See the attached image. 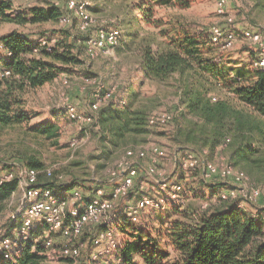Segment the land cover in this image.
I'll use <instances>...</instances> for the list:
<instances>
[{
    "label": "trees",
    "instance_id": "trees-1",
    "mask_svg": "<svg viewBox=\"0 0 264 264\" xmlns=\"http://www.w3.org/2000/svg\"><path fill=\"white\" fill-rule=\"evenodd\" d=\"M194 1L138 0L128 19L138 29L126 34L135 40L141 39L139 54L143 78L167 81L174 77L185 105L183 116L194 115L197 119L187 120L186 126L177 119L171 136L176 148L192 149L197 153L207 150L206 157L211 160L209 156L217 149L223 151L221 147L231 146L233 158L228 161L246 171L264 190V66L231 67L219 58L221 48L211 41L209 30H193L188 19L178 11L160 14V8L182 10L190 8ZM66 2L61 6L49 1L15 8L13 0H0V24L26 27L56 23L67 12ZM78 22V16L73 14L71 24L63 28V40L57 39L51 50L40 47L33 34L18 28L0 34L3 46L0 65L11 73L8 77H0V132L20 127L24 128V134L40 144L60 146L62 125L58 115L53 111L51 118L56 120L30 123L34 114L26 105V95L54 82L66 70V65L80 63L82 50L88 54L87 41L96 29L81 30ZM146 26L152 29L156 48L146 43L150 34L142 35L141 30ZM153 30H157L156 36ZM40 32L39 36H51ZM219 91L218 97L212 95ZM138 97L139 92H136L123 107L111 100L96 112L99 128L112 144H126L148 132L150 107L146 103L136 104ZM60 112L71 119L64 107ZM11 154L16 162L39 170V182L58 191V195L73 188L74 182L60 178L61 174L55 171L48 176L44 161L35 153L17 149ZM0 160L1 172L13 168V162ZM190 172H198L204 185L209 187L210 195L204 197L207 205L187 207V210L176 208L175 214L160 217L156 224L146 222L141 226L123 227L120 252L125 263L264 264V219L260 217L264 213L263 194L261 205L242 196L223 199L220 192L233 188L234 183L217 178L206 181L200 169ZM17 188L16 179L0 185V207ZM192 193L199 194L194 188ZM43 230L44 227L37 228L32 237L19 243L21 250L14 260L3 259L0 254V264H48L39 253ZM35 237L40 239L35 241Z\"/></svg>",
    "mask_w": 264,
    "mask_h": 264
},
{
    "label": "rangeland",
    "instance_id": "rangeland-1",
    "mask_svg": "<svg viewBox=\"0 0 264 264\" xmlns=\"http://www.w3.org/2000/svg\"><path fill=\"white\" fill-rule=\"evenodd\" d=\"M87 5V11L92 17L91 30L101 26H119L123 30V36L119 44L112 50L86 53L84 50L79 54L81 62L76 66L66 65V70L60 73L57 79L26 95V105L34 117L32 124L58 115V121L62 125L60 146L54 147L48 144H40L30 135L24 134V128H7L0 132V159L14 162L11 153L17 149L35 153L44 163L45 168L61 174L64 180L74 182L73 188H81L88 193L97 183L106 184L107 190L114 184L110 181L108 171L117 160L124 154L125 149H136L140 146L156 144L162 147L165 154L159 158V165L166 167L171 179L183 184L184 193L180 199L171 203L164 209H149L142 212L139 220L131 221L125 214V207L138 200L143 194L158 195L161 190L154 178L148 177L144 170L151 162V156L138 159L141 172L136 187L127 197L115 201V205L109 217L113 219L116 235L124 240L123 227L127 225L141 226L146 222L156 224L163 216L175 214L174 210L183 207H200L207 203L210 189L198 172H187L174 165V153L178 147L171 141L177 119L180 124L187 125V120H197L194 115L183 116L185 105L181 102L180 87L177 80L172 77L167 81H156L143 78L140 67L139 46L141 39H133L126 34L131 29H138L135 23L129 21L131 13L135 10L138 0H82ZM14 7L24 8L38 3H49L48 0H13ZM61 4L65 0H60ZM217 0H195L190 8L173 10L160 8V14L167 15L172 11H178L189 21L195 31H207L217 23H224L223 18L217 13ZM228 11L236 18L239 29L250 28L264 33V0H231ZM122 15H125L121 18ZM18 28L26 33L33 34L36 38L40 34L47 33L60 41L64 37V27L59 22L46 23L42 25L18 26L13 23L0 24V34ZM69 29V28H67ZM142 35L150 34L148 42L156 48V41L152 40V29L146 26L141 30ZM157 34V30H153ZM141 36V37H143ZM157 39V38H155ZM219 58L231 67L253 68L255 64V53L253 46L238 40L230 49H219ZM113 91V96L107 102L103 101L104 92ZM136 92L139 97L136 104L146 103L150 107V114L158 111H169L173 114V120L165 126H149L144 136L130 139L126 144L114 145L109 138L101 132L98 122L87 121L83 118L71 120L60 112V108L70 104L78 113H89L91 104L98 101L100 107L105 106L111 100L117 102L121 107L127 105ZM221 92L212 94L219 96ZM216 150L209 158L211 160H228L233 158L231 146H223ZM187 149V148H183ZM143 171V172H142ZM194 188L199 194L192 193ZM71 190V189H70ZM191 191V193H190ZM263 197H264V190ZM58 194V191H57ZM60 195V194H59ZM22 198V191L17 188L16 192L0 207V236L13 235L15 229L21 225L23 215L14 218ZM264 199V198H263ZM175 216V215H174ZM111 225V224H110ZM97 227L87 225L79 242L83 243V254L79 262L93 264L90 253L92 246L90 240L94 236ZM52 264H74L70 259L55 261ZM138 264H145L139 262Z\"/></svg>",
    "mask_w": 264,
    "mask_h": 264
},
{
    "label": "built area",
    "instance_id": "built-area-1",
    "mask_svg": "<svg viewBox=\"0 0 264 264\" xmlns=\"http://www.w3.org/2000/svg\"><path fill=\"white\" fill-rule=\"evenodd\" d=\"M48 1L57 6L62 5L60 0ZM230 2L231 0H217V13L223 18L224 23H217L210 27L211 41L226 50L232 48L239 39L244 40L253 46L255 65L263 67L264 33L250 28L239 29L236 18L228 11ZM66 5L67 12L59 18L60 25L63 27L70 25L72 15L75 14L79 18L80 29L87 30L93 21L87 11V4L82 0H67ZM122 36L123 30L119 26L98 27L87 41L88 53L108 52L119 44ZM35 40L40 47L48 50H51L57 42V38L53 36H38ZM0 48H3L1 44ZM10 74V70L3 69L0 65L1 78L8 77ZM112 96L113 91L104 92L103 101L107 102ZM64 108L72 120L83 118L87 121H94L100 105L98 101L93 102L90 112L82 114V117L73 105L67 104ZM172 119L171 112L158 111L148 116V125L165 126ZM164 154V149L156 144L140 146L136 149L127 148L108 171L110 181H114L108 190L106 184L99 182L88 193L81 188L74 187L64 198L39 182V170L14 161L11 170L0 171V185L4 181L17 180L18 188L22 191V198L13 217L18 218L23 215V219L13 235L0 236L2 258L14 260L21 250L19 243L32 237L37 228L44 227V237L39 253L45 257L48 264L63 259H70L74 264H83L79 261L82 258L84 244L78 239L84 228L92 224L97 227L90 240L92 246L90 258L93 264H126L120 252L123 241L117 237L112 223L113 219L109 217V213L113 210L116 200L131 194L141 172L137 160L145 159L148 155L151 156V162L145 168L144 173L159 183L161 192L158 195H141L138 200L125 207L124 214L131 221L136 222L143 211L164 209L180 199L184 193L183 184L172 180L168 169L159 165V158ZM206 154L207 150L197 153L192 149H177L174 153V165L187 172L200 169L206 181L217 178L234 183L233 188L220 192V197L223 199L242 196L254 204L261 205L263 191L246 171L231 164L228 160H209ZM1 166L0 160V170ZM46 172L48 176H51L50 169H46ZM59 177L63 178L62 175ZM206 205L207 203L203 206ZM262 206L264 207V204ZM260 217L264 219V213ZM39 239L40 237L34 238L35 241Z\"/></svg>",
    "mask_w": 264,
    "mask_h": 264
},
{
    "label": "crops",
    "instance_id": "crops-1",
    "mask_svg": "<svg viewBox=\"0 0 264 264\" xmlns=\"http://www.w3.org/2000/svg\"><path fill=\"white\" fill-rule=\"evenodd\" d=\"M15 8H17V7H15ZM121 18H123V17H121ZM156 185H158V187H159V189H160V185H159V183L156 181V183H155ZM71 192V190H68V191H61V192H59V194L60 195H62V196H68L69 195V193ZM159 194V193H158Z\"/></svg>",
    "mask_w": 264,
    "mask_h": 264
}]
</instances>
